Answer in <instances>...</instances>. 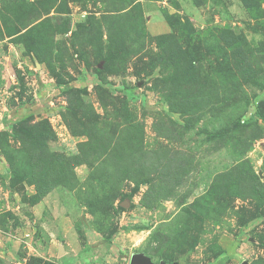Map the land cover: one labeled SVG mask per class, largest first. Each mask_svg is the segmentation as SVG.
<instances>
[{
    "label": "rangeland",
    "instance_id": "obj_1",
    "mask_svg": "<svg viewBox=\"0 0 264 264\" xmlns=\"http://www.w3.org/2000/svg\"><path fill=\"white\" fill-rule=\"evenodd\" d=\"M261 102V0H0V264H264Z\"/></svg>",
    "mask_w": 264,
    "mask_h": 264
},
{
    "label": "trees",
    "instance_id": "obj_2",
    "mask_svg": "<svg viewBox=\"0 0 264 264\" xmlns=\"http://www.w3.org/2000/svg\"><path fill=\"white\" fill-rule=\"evenodd\" d=\"M247 2V1H246ZM261 2H264V0H261ZM246 4V3H245ZM249 5V4H248ZM69 95L72 94L73 97L77 99V93H79L78 90H71L68 91ZM71 103V102H70ZM79 107L82 110H85V106L80 102ZM255 114L258 116L259 119L264 120V102H261L255 111ZM30 118H24L20 121H18L16 124L13 125L12 127V134L17 137L21 143H29L30 146H32L31 149V154H33V150L35 149V152L42 151L43 155H40L39 157H36V154L34 152V157H33V164L35 166V169H33L35 172H41L43 167H47L50 164H47L45 161H48L50 163H53L55 166H57V171H58V176L60 178H65V175L68 171H66V163L63 158V156H54V155H49L47 153H44L46 150V142L50 139V132L47 126H45L44 123H35V124H29ZM249 122H239L237 121L236 123L233 124L230 130L238 128V126L248 128L250 127ZM229 130H224V131H218L214 133L211 136H208L209 139L213 138H220L222 139L224 137V134L228 133ZM70 160L71 165L69 167H74L77 166L80 163V158L78 155L76 156H71L68 158V161ZM52 165V164H51ZM53 166V165H52ZM48 177V176H47ZM46 178V177H44ZM52 177L49 175V180H51ZM46 180V179H44ZM245 182L247 192H249L253 197H259L262 196L261 192L264 188V184L260 182V180L256 176H250ZM49 190L48 187H45L44 185L39 188L37 186V192L39 194H44ZM261 198V197H259ZM170 262V261H169ZM167 262V263H169ZM164 263L166 261L164 260Z\"/></svg>",
    "mask_w": 264,
    "mask_h": 264
},
{
    "label": "water",
    "instance_id": "obj_3",
    "mask_svg": "<svg viewBox=\"0 0 264 264\" xmlns=\"http://www.w3.org/2000/svg\"><path fill=\"white\" fill-rule=\"evenodd\" d=\"M129 264H154L143 254H134L130 257ZM164 264V263H160Z\"/></svg>",
    "mask_w": 264,
    "mask_h": 264
}]
</instances>
